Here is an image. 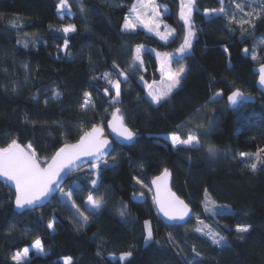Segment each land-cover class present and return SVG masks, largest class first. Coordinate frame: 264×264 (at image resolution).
I'll list each match as a JSON object with an SVG mask.
<instances>
[{
  "label": "trees",
  "instance_id": "1",
  "mask_svg": "<svg viewBox=\"0 0 264 264\" xmlns=\"http://www.w3.org/2000/svg\"><path fill=\"white\" fill-rule=\"evenodd\" d=\"M134 1L67 0L64 11L61 0H0V149L13 140L31 145L44 165L92 126L105 128L117 109L135 133L98 162L97 174L87 168L92 163L71 174L61 188L70 200L57 194L43 207L20 211L0 180V264H18L14 254L36 239L43 253L31 250L19 264H64L69 257L71 264H264V96L249 56L264 37V0H195L191 48L171 62L185 72L159 105L147 85L160 76L155 53L183 44L179 0H154L167 8L162 17L175 30L169 42L145 29H122ZM221 7L224 13L205 14ZM68 25L75 31L64 33ZM138 45L140 60L130 67ZM105 74L120 80L118 98ZM235 89L256 102L229 110L225 99ZM86 92L90 103L82 107ZM189 129L202 146L171 147L164 138H186ZM165 169L171 189L192 210L181 225L162 223L154 209L149 184ZM90 193L102 197L98 212L87 206ZM133 194L144 200L132 201ZM238 226L249 231L238 233ZM209 229L224 237L219 245L205 235Z\"/></svg>",
  "mask_w": 264,
  "mask_h": 264
},
{
  "label": "snow or ice",
  "instance_id": "2",
  "mask_svg": "<svg viewBox=\"0 0 264 264\" xmlns=\"http://www.w3.org/2000/svg\"><path fill=\"white\" fill-rule=\"evenodd\" d=\"M142 4L151 3V0H140ZM223 0H221V3ZM195 0H181V8H180V18L184 21L185 25L189 26V30L187 35L184 37L183 44L178 49V53L183 55L187 49L191 48V37L194 33L191 31V26L189 24V15L192 11V6L194 5ZM67 4V0H61V6ZM236 7L243 11V8L240 4H237ZM83 11V8H81ZM132 11H136L135 7H133ZM215 11V10H213ZM224 7L219 9L220 13H224ZM139 18V15H138ZM245 23H250V21H244ZM150 22H145V27L149 26ZM125 29L134 27L130 21L126 19L125 24L123 25ZM154 27L158 28L159 25H154ZM153 27H149V31H152ZM64 33H71L75 31L74 25H68L62 29ZM174 31V30H173ZM159 35V32H157ZM165 36H161V39H165ZM65 47H67L68 41L65 40ZM140 45L136 48V55L133 58V64L130 67H135V61L140 60L139 53L141 51ZM227 51V49H225ZM245 52L248 50L245 49ZM171 57V54H165V59L168 61ZM253 59L256 57L253 56ZM185 72L184 68H180L177 72L172 73L168 72L166 75V79L169 81L167 88L163 91L159 92H149L151 96L152 102L159 105L163 100H165L171 91L180 85L182 74ZM162 76L165 75V68L162 66L161 68ZM119 75H124L123 72L119 73ZM105 78L107 82L111 84V86L115 89V97L118 98L120 96V80L112 81L108 79V74H105ZM141 79H143L141 77ZM260 83L264 84V65L260 68ZM109 89L105 88V94H108ZM58 95V94H54ZM85 100L82 107H86L90 103V94L85 93ZM217 95H220L217 93ZM241 93L239 91L232 92L231 95L228 96V101L232 105H236L239 102V97H241ZM115 99V98H114ZM215 99V97H213ZM119 113V109L116 110V113H113V121L109 122V127L112 128V131L117 133L119 137H122L126 141H132L134 139L135 134L127 127H125L122 123V117L117 115ZM201 125L197 124L196 129L200 128ZM103 130L99 127H93L91 131L84 132V134L80 137L79 141L75 144H65L56 155L53 157L52 162L48 164V166L41 167L38 162L35 153H29L25 151V149L21 148L19 144L15 140L8 145V147L0 149V176L6 177L8 180L14 181L15 183V205L17 208H24L25 206H30L33 209L39 206V202L43 199H47L54 192L59 191L58 181L63 180V176H61L62 172H65L67 169L70 172L73 166L79 167L75 162L79 160L81 157H92L95 160L101 159L105 155V149L109 148V141L107 139L102 138ZM170 139L172 141V146L177 147L178 145L186 146L188 148L199 147L201 145V141L198 136L195 134V129H189L186 138H181V135L178 133H172L170 135ZM29 149L31 145L28 146ZM208 152L211 155H215L217 149L214 145L208 146ZM245 153H240L241 157H244ZM257 159H259V155L257 154ZM91 163V161H89ZM97 170H99L100 165L96 164L93 166ZM251 170L255 171L257 169V164L252 163L250 165ZM67 173H65L66 175ZM169 173L168 170L165 169L163 174L159 177H156L153 180V184L156 185L157 194H156V203L159 205V209L163 214L168 217L170 220H184L185 216L188 215L189 209L188 206L184 203V201L180 200L176 197L175 193H172L167 189L166 184L162 183L166 181ZM92 187L98 188V181L96 179L91 181ZM66 199H71L72 193H61ZM87 203L92 207L93 210L99 211L103 207V200L100 196H94L93 194H89L87 197ZM72 207H76L73 202ZM78 210V209H77ZM121 215H124V210H121ZM219 214V213H216ZM80 216L83 217V221L87 222L88 217L84 215V213H80ZM146 225L148 222H145ZM48 227L51 229L53 227L52 223L48 224ZM238 233H246L249 231V228L246 226H238ZM197 232L202 231V229L197 228ZM207 235L213 244L219 245L224 237L220 235L219 232L212 231L209 229ZM152 238L151 229H148L147 232V240ZM33 247L40 253H43L44 249L40 239H36L33 242ZM29 253L28 248H24L23 253H17L13 256V260L19 261L22 257L27 256ZM125 255H131V253H127ZM123 259V257H122ZM64 264H71V258H65Z\"/></svg>",
  "mask_w": 264,
  "mask_h": 264
},
{
  "label": "rangeland",
  "instance_id": "3",
  "mask_svg": "<svg viewBox=\"0 0 264 264\" xmlns=\"http://www.w3.org/2000/svg\"><path fill=\"white\" fill-rule=\"evenodd\" d=\"M133 7H135V9H136L135 12L132 11ZM180 8H181V0H179L178 17L184 23V21L180 18ZM193 8H194V5L192 6V10H193ZM62 10L65 11L64 5L62 6ZM62 10L60 9V7L58 8L57 12L59 15H62V13H63ZM218 12H219V10H217V11H205V14L206 15L210 14V13L215 14ZM165 13H167V8L164 6H158L154 0H151L150 4H148V3L142 4L140 2V0H135L134 3L132 4L131 8L129 9V11L125 15V20L123 22V25H124L126 22V19H127L128 21L131 22L132 25H134V27H130V28L125 29L122 26V29L124 31H133L136 29H145V30L149 31V27H153V30L149 31L150 33L154 34L162 42H169L172 39V37L175 33V30L171 25H169L168 23H166L164 21L162 16ZM191 13H192V11H191ZM191 13L189 15L190 26H191ZM138 15H139V18H138ZM145 22H150L148 27H145ZM154 25H159V27L156 28V27H154ZM184 27H185V36H186L188 33V30H189V26L185 25V23H184ZM191 31L193 32L192 28H191ZM157 32H159V35H157ZM161 36H165L166 38L161 39ZM192 38H193V36L191 37V40H192ZM178 49L171 52V53H161V52L155 53V55L157 57V61H158V71L160 73V76H159L158 80H155V81H153L147 85V88H148L147 96L151 102H152V99H151V96L149 95V92H159V91L165 90L167 88L168 83H169V81L166 79L167 73L169 71L172 73H175L178 71V70H175L171 66V62H172V59L174 57L182 56L180 53H178ZM188 51H189V49H187L186 52H188ZM165 54H171V57L168 61H166V59H165ZM249 56L254 63H259L260 61L264 60V37L263 36L257 37L255 39V41L252 43V46H251L250 51H249ZM253 56H255L256 58L253 59L252 58ZM162 66L165 68V75L164 76H162V74H161ZM216 96H217V94H216ZM164 138L169 142L171 147H173L172 141L170 139V135L164 136ZM178 146H182V145H178ZM28 150L32 153L31 149L28 148ZM39 161L41 163H43V159L42 160L40 159ZM96 164H98V162L92 163L90 166H87V165H85V166H87V168H90L95 174H97L98 170L93 167ZM62 192L65 193L66 191L61 189L59 191L58 195H60L62 198H65L64 196H62V194H61ZM87 206H88V208L92 209V207L88 203H87ZM28 249H29V252L32 250L34 252L40 253L33 247V245L31 247H28ZM23 250L24 249H22L20 252H16L14 255H16L17 253H23ZM28 257H29V253L27 256L22 257V259L19 262H22V261L28 259Z\"/></svg>",
  "mask_w": 264,
  "mask_h": 264
},
{
  "label": "water",
  "instance_id": "4",
  "mask_svg": "<svg viewBox=\"0 0 264 264\" xmlns=\"http://www.w3.org/2000/svg\"><path fill=\"white\" fill-rule=\"evenodd\" d=\"M244 55H247V52H245L244 51ZM262 65H264V62H262V63H257L255 66H254V68H253V72H254V74L256 75V80H255V87H256V89L258 90V92L261 94V95H263L264 96V84H261L260 83V68H261V66ZM234 91H239L242 95H241V97H239V102H238V104H236V105H232V104H230V102L228 101V96L229 95H231L232 94V92H234ZM232 92H230L227 96H226V107L229 109V110H234V109H236L240 104H243V103H255L256 102V97L255 96H253V95H251V94H245V93H243L241 90H239V89H235V90H233ZM116 113V112H115ZM117 115L119 116V114L117 113ZM120 117V116H119ZM110 121H113V115L111 116V118L107 121V123H106V127L104 128V127H102V126H100V125H94V126H92L88 131H91V129L93 128V127H99V128H101L102 130H103V132H102V138H104V139H107L108 141H109V145H110V147L109 148H107V149H105V155L101 158V159H99V160H95V159H93L92 157H81L79 160H77L76 162H75V164L76 165H79V167H76V166H73V168H72V170L70 171V172H68L67 171V169H65V172H62L61 173V176H63L64 178H63V180H61V181H58V185H59V189H61L62 188V186L67 182V180L69 179V177L71 176V174H73L75 171H78V170H80L81 168H83L85 165H87V164H89V161H91V163H96V162H99V161H101V160H103V159H106L108 156H109V154L112 152V150H113V148H114V146L115 145H117V146H124V145H129L132 141H126L125 139H123L122 137H119L118 135H117V133H115V132H113L112 131V128L111 127H109V122ZM114 123H116V121H113ZM122 123H123V121H122ZM123 125H124V123H123ZM125 126V125H124ZM125 127H127V126H125ZM128 128V127H127ZM88 131H86V132H88ZM133 132V131H132ZM134 133V132H133ZM135 134V133H134ZM79 141V140H78ZM78 141H76V142H73V143H66V144H75V143H77ZM65 145V144H64ZM63 145V146H64ZM63 146H61L60 148H62ZM20 147L21 148H23V149H25V151H28L29 153H31L28 149H26V148H24V147H22L21 145H20ZM59 148V149H60ZM59 149L56 151V153L59 151ZM56 153L47 161V163L46 164H41L40 163V161L38 160V158H37V160H38V162L40 163V165H41V167H47L48 166V164H50L51 162H52V159H53V157L56 155ZM164 172V171H163ZM163 172L162 173H160L159 175H157L156 177H159V176H161L162 174H163ZM65 173H67L66 175H65ZM168 173H169V175H168V177H167V179H166V181H164V182H162V183H164V184H166V186H167V189L168 190H170L172 193H175V192H173V190L171 189V174H170V171L168 170ZM156 177H154L153 179H152V181L150 182V184H149V187H150V193H151V196H152V200H153V205H154V209H155V212H156V215H157V217H158V219L162 222V223H164V224H166V225H181V224H184V223H186L190 218H191V216H192V210H191V208L188 206V209L190 210L189 211V213H188V215L187 216H185V218H184V220H170L168 217H166L164 214H163V212H161L160 211V209H159V205L156 203V199H155V197H156V194H157V188H156V185L155 184H153V180H155V178ZM0 180L5 184V185H7L12 191H13V193H14V205H15V183H14V181H11V180H8L6 177H4V176H0ZM60 191V190H59ZM59 191H56V192H54L50 197H48L47 199H43L42 201H40L39 202V206H37V207H35V208H39V207H43V206H45L47 203H49L50 202V200L55 196V195H57L58 194V192ZM176 195V194H175ZM176 197H178L177 195H176ZM130 198H131V200L132 201H134V202H137V203H139V202H142L143 200H144V196H142V195H131L130 196ZM179 198V197H178ZM180 200H182L181 198H179ZM183 201V200H182ZM15 207H16V205H15ZM17 208V207H16ZM34 208V209H35ZM18 210H20V211H26V210H33V208L32 207H30V206H25L24 208H17Z\"/></svg>",
  "mask_w": 264,
  "mask_h": 264
}]
</instances>
